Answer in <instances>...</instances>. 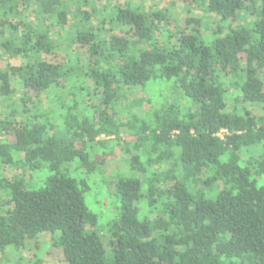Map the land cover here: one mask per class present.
<instances>
[{"label": "trees", "instance_id": "trees-1", "mask_svg": "<svg viewBox=\"0 0 264 264\" xmlns=\"http://www.w3.org/2000/svg\"><path fill=\"white\" fill-rule=\"evenodd\" d=\"M170 1L0 0V258L264 264V0Z\"/></svg>", "mask_w": 264, "mask_h": 264}, {"label": "rangeland", "instance_id": "rangeland-1", "mask_svg": "<svg viewBox=\"0 0 264 264\" xmlns=\"http://www.w3.org/2000/svg\"><path fill=\"white\" fill-rule=\"evenodd\" d=\"M125 1L129 2L130 4H132L134 6L135 5L136 6H142L143 8H148V7H153V8L156 7V8H160V9L170 8V10L172 11V13L176 19L183 20V12H184L183 8L178 6V5L171 6L169 4L171 2L170 0H120V3L122 4ZM191 16H198V15L194 13V14H191ZM213 19H210V21L212 22ZM93 23H96V22L94 21ZM22 62L24 63L23 60H21V61L18 60V61H14L13 63L15 65H19ZM157 85L158 86L156 87L155 91H162V90L164 91V84H157ZM14 88L18 89L16 83H14ZM139 97H141L140 91H137L133 95L129 96V98H139ZM177 99H178L177 100L178 105H182L183 104L182 100L179 98H177ZM186 104L189 105L188 102H186ZM4 105H6V103H3V104L0 103V119L4 118V113H3V111H1L4 108ZM114 151L118 152V154H117L118 160H116L117 163L115 166L122 168V165H119V161L121 159H123L124 156H122V154L119 152L118 148H115ZM102 170H104V169H102ZM4 174L10 175V174H12V172L9 170V171H6ZM47 174L48 173H45V172L40 174L41 179H43V177H44L43 181H41L40 179H34L33 180V182H34L33 186L36 187V189L43 188L45 178H47V176H48ZM104 174H106V172L103 171V172H101V176L98 175L94 179V181H92V182L90 181V183H89L90 184V191L85 196V202H86L88 209H90V211H92L93 213H95L97 215L99 222H100V220H103L105 218V216H108L109 214H111L110 208H113V203L105 195L107 185L110 183V181L107 180V177ZM38 177H39V175H38ZM262 180H264V177L262 178ZM92 183H93V185H92ZM94 200H96V203ZM46 247H48V244L46 243L45 239L43 241L41 240V251L43 249H45ZM8 249H11V248H8ZM35 250L36 249L33 247V253H35ZM24 257H25V255H24ZM8 262H11V263H8ZM0 264H16L15 263V255L13 253H9L8 258H5V257L0 258Z\"/></svg>", "mask_w": 264, "mask_h": 264}, {"label": "built area", "instance_id": "built-area-1", "mask_svg": "<svg viewBox=\"0 0 264 264\" xmlns=\"http://www.w3.org/2000/svg\"><path fill=\"white\" fill-rule=\"evenodd\" d=\"M224 132L218 134V137L222 138Z\"/></svg>", "mask_w": 264, "mask_h": 264}]
</instances>
